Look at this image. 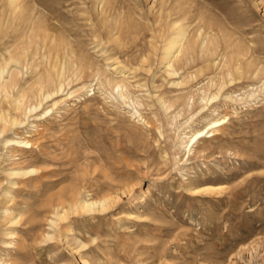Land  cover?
<instances>
[{
  "label": "rangeland",
  "instance_id": "obj_1",
  "mask_svg": "<svg viewBox=\"0 0 264 264\" xmlns=\"http://www.w3.org/2000/svg\"><path fill=\"white\" fill-rule=\"evenodd\" d=\"M106 1L19 0L16 11L0 0V65L21 73L13 83L28 92L26 102L39 84L59 89L61 77L52 85L46 74L57 53L66 52L70 69L48 110L29 119L14 112L17 91L0 90V260L264 264V0ZM176 21L189 26V52L169 76L163 50ZM124 78L125 100L109 83ZM12 116L23 123L9 124ZM205 186L223 189L191 192ZM85 197L109 199V210L55 218L58 207L68 211Z\"/></svg>",
  "mask_w": 264,
  "mask_h": 264
},
{
  "label": "bare ground",
  "instance_id": "obj_2",
  "mask_svg": "<svg viewBox=\"0 0 264 264\" xmlns=\"http://www.w3.org/2000/svg\"><path fill=\"white\" fill-rule=\"evenodd\" d=\"M99 1H104V0H99ZM18 2H19V0H10V4L12 5V6H16V11H17V8L19 7V4H18ZM108 4L109 3H111L110 2V0L108 1H106ZM103 3V2H102ZM105 3V2H104ZM106 3V4H107ZM20 6H21V3H20ZM83 6V5H82ZM13 8V7H12ZM15 8V7H14ZM13 8V9H14ZM20 9V8H19ZM191 9V8H190ZM15 10V9H14ZM34 11V10H33ZM180 12V11H179ZM12 14H13V12H12ZM187 16V15H186ZM30 19H31V17H30ZM180 21V20H179ZM28 22V21H27ZM170 26V25H169ZM33 27V26H32ZM42 28V27H41ZM173 29H175V31L174 32H172V36H170L171 38H170V40H169V38H168V42H166L167 44H165V46L166 47H164L165 49L163 50V59H162V64L164 65V68H166V70H167V72H168V75L169 76H174V75H178V69H177V65L179 64V62H180V60L183 58V56L185 55V53H187V52H189V49H188V42H190L189 40V37H190V34H189V26H187V24L185 25V24H179V22H177L176 21V23H174V25H173ZM40 30V29H39ZM43 30V29H42ZM26 33V32H25ZM174 33V34H173ZM200 33V32H199ZM37 34V33H36ZM60 34V33H59ZM61 35V34H60ZM56 37H58L57 36V34L55 35ZM205 36H206V34H205ZM28 37V36H27ZM43 37H44V35H43ZM196 37V36H195ZM197 37H200V35L199 36H197ZM23 38V37H22ZM55 38V37H54ZM20 39V38H19ZM37 39V38H36ZM43 39V38H42ZM52 39V38H51ZM57 39V38H56ZM56 39L54 40V43H55V41H56ZM58 39H59V37H58ZM61 39V38H60ZM63 39V38H62ZM197 39V38H196ZM29 40V39H28ZM35 40V39H34ZM39 40V39H38ZM66 40H68V39H66ZM204 40V39H203ZM206 40V39H205ZM205 40H204V42H205ZM194 41H195V39H194ZM208 41V40H207ZM46 42V44H47V39L44 41V43ZM52 42V41H51ZM203 42V43H204ZM35 43V42H34ZM44 43H43V46H44ZM229 43V42H228ZM64 44H65V41H64ZM70 44V43H69ZM195 44H197L196 42H194V44H192L191 46H193L194 47V45ZM205 44V43H204ZM203 44V45H204ZM227 44V43H226ZM28 45V44H27ZM65 45H67V43L65 44ZM64 45V46H65ZM71 45V44H70ZM198 45V44H197ZM51 46V45H50ZM50 46H49V48L48 49H50L51 50V48H50ZM57 46H59V45H57ZM63 46V47H64ZM190 46V45H189ZM226 46V45H225ZM227 46H228V44H227ZM232 46H233V44H232ZM38 47V46H37ZM52 47H54V44L52 45ZM62 47V46H61ZM66 48H65V50L67 51V49L68 48H70L69 46H65ZM68 47V48H67ZM206 47V46H205ZM237 47V46H236ZM44 48V47H43ZM57 48H59V47H57ZM56 48V49H57ZM72 48V51H73V47H71ZM191 48V47H190ZM202 48V47H201ZM34 49V48H33ZM39 49H40V46H39ZM41 49H42V46H41ZM200 49V48H199ZM236 49V48H235ZM50 50H48L49 52H50ZM62 50V49H61ZM229 49H227L226 51H228ZM248 50V49H247ZM58 51V50H57ZM69 51H70V49H69ZM225 51V52H226ZM241 51V50H240ZM248 51H250V50H248ZM37 52V51H36ZM49 52H47V54L49 53ZM55 52H56V50H55ZM191 52H192V50H191ZM194 52V51H193ZM203 51H201V53H202ZM239 52V51H238ZM23 53V52H22ZM41 53H42V51H41ZM73 53H75V52H73ZM200 53V54H201ZM215 53V52H214ZM25 54V53H24ZM61 54V53H60ZM36 55V54H35ZM43 55V54H42ZM41 55V56H42ZM46 55V54H45ZM44 55V56H45ZM49 55V54H48ZM53 55H54V53H53ZM192 55V54H191ZM44 56H42L41 58L43 59V57ZM47 56V55H46ZM44 57V61H45V64L48 62V63H50V61H49V58L48 57H52L51 56V52H50V55L49 56H47V57ZM55 56V55H54ZM75 56V55H74ZM188 56V55H187ZM199 56V55H198ZM224 56V55H223ZM16 57V56H15ZM14 56H12V58H11V60H10V62L11 63H13L15 66H22L23 64H22V60H20L19 59V57L17 58H15ZM33 57H34V55H33ZM66 57H67V54H66V52H64V55H58V53H57V55L55 56V61H54V66H53V68H52V72L50 71H48V72H46V74H47V80H48V82L51 84L52 83V85H54L55 84V78H56V80L57 79H59L60 77V83H58L59 85V89L57 90V91H48V88H47V90H45V88H44V84L43 85H41V84H39L40 86L38 87V88H36V92H35V96H36V99L35 98H32V99H34L35 101H33V100H30V102L28 101V102H26V100H27V93H25L23 90H21V91H17V86H16V83L17 82H14L13 83V79L16 77V74H18V75H20L21 73L19 72V71H11L8 67H6L5 65H0V90L1 89H6L7 90V88H8V90H11V91H17V93H18V96L16 97V99L15 98H13V99H15L14 101H13V105H14V112H22V111H24L25 112V114H26V116H27V119H29V117L31 116V115H34V113H36L37 114V112H39L41 109H45L44 108V104L46 103V102H49L50 100H52L53 98H55V96H57L59 93H60V91L62 92V90H63V88H64V84H63V80H62V78H63V74H64V72H66V70L68 69L67 68V63L65 62L66 60ZM76 57V56H75ZM74 57V58H75ZM192 57V56H191ZM226 57V56H225ZM225 57H224V59H225ZM23 58V61L25 62V57H22ZM37 58V57H36ZM193 58V57H192ZM196 58V57H195ZM195 58H194V60H195ZM29 59V58H28ZM82 59V58H81ZM84 59V58H83ZM238 59V58H237ZM27 60V59H26ZM77 60H80V59H77L76 58V61ZM189 60V59H188ZM244 60V59H243ZM30 61V60H29ZM33 61V60H32ZM38 61V60H37ZM70 61V60H69ZM83 61V60H82ZM239 61V60H238ZM240 61H241V59H240ZM9 62V63H10ZM73 62V61H72ZM193 62V61H192ZM10 63V64H11ZM181 63V62H180ZM257 63V62H256ZM6 64V63H5ZM8 64V63H7ZM32 64V63H31ZM41 63H39V65H40ZM69 64V63H68ZM73 64V63H72ZM78 64V63H77ZM82 64V63H81ZM80 64V62H79V65H81ZM182 64V63H181ZM235 64H236V62H235ZM37 65H38V62H37ZM180 65V64H179ZM192 65V64H191ZM262 65V64H261ZM24 66H26V65H24ZM216 66V65H215ZM30 67V66H29ZM43 67V66H42ZM80 67V66H79ZM92 67V66H91ZM182 67V66H181ZM186 67V66H185ZM249 68H248V70H247V72H248V74L251 76L252 74H253V71H252V67H251V65H249L248 66ZM25 68V67H24ZM43 68H45V67H43ZM49 68V67H48ZM74 67L72 66V69H73ZM81 68V67H80ZM13 69V68H12ZM26 69V68H25ZM182 68H180V70H181ZM260 69V68H259ZM17 70V69H16ZM32 73H34V74H38L39 75V78H41L42 79V77H43V74H42V72H41V69H39V66H34V67H32ZM68 70H70V69H68ZM178 70V71H177ZM183 70V69H182ZM235 70L236 71H238V72H240V73H238L239 74V77H241L242 75H243V68H242V63H240V62H238L237 63V65H236V67H235ZM27 71V70H26ZM30 71V70H29ZM100 71V70H99ZM242 71V72H241ZM77 73H75L74 75H75V77H76V79L78 80V79H80L81 77H80V75L78 74V71H76ZM96 72V71H95ZM97 72H98V69H97ZM255 72V71H254ZM68 73H70V72H68ZM72 73H73V71H72ZM57 74V76L55 77V75ZM98 74V73H97ZM255 74V73H254ZM5 75H8L9 77H10V82H4V78H5ZM17 75V76H18ZM30 75V74H29ZM37 75V76H38ZM66 75H67V73H66ZM73 75V74H72ZM93 75V74H92ZM68 76V75H67ZM70 76V75H69ZM82 76V75H81ZM94 76H96V74H94ZM93 76V77H94ZM103 76V75H102ZM252 76H254V75H252ZM72 77V76H71ZM88 77V76H87ZM99 77V76H98ZM248 77V76H247ZM73 78V77H72ZM97 77H95V79H96ZM252 78V77H251ZM75 79V80H76ZM76 80V81H77ZM232 80V79H231ZM231 80L229 81V83H233V82H231ZM237 80H238V78H237ZM239 80H241V79H239ZM58 81V80H57ZM69 81V80H68ZM67 81V83H69ZM233 81V80H232ZM48 82H47V84H48ZM107 82V81H106ZM43 83V82H42ZM71 83V82H70ZM81 83V82H80ZM109 83L110 84H112L113 85V88H114V90H117L118 91V94L120 95V97L121 98H123L124 100H125V93L126 92H128V85H127V79L125 80V78L124 79H122V80H116V81H109ZM102 84V83H101ZM37 85V84H36ZM46 85V84H45ZM178 85V84H177ZM9 86L11 87V89H9ZM47 86V85H46ZM45 86V87H46ZM68 86H69V84H68ZM53 87V86H52ZM52 87H51V89H52ZM222 87V86H221ZM226 87V86H225ZM55 88V87H54ZM223 88H224V86H223ZM222 88V89H223ZM32 89H35V88H32ZM50 89V88H49ZM20 90V89H19ZM68 90V89H67ZM33 91V90H32ZM65 91V90H64ZM4 92V91H3ZM7 92V91H6ZM125 92V93H124ZM220 92H221V90H220ZM32 93V92H31ZM70 93V92H69ZM14 94V93H13ZM65 94V93H64ZM219 94V93H218ZM62 95V94H61ZM71 95H72V93H71ZM11 96H13V95H11ZM31 96V95H30ZM219 96V95H218ZM217 96V97H218ZM12 98V97H11ZM10 98V100H12ZM193 98V97H192ZM219 98V97H218ZM5 99H7V98H5ZM191 99V98H190ZM216 99V97H214V100ZM231 99L233 100V97H231ZM213 100V99H212ZM211 100V101H212ZM160 101H162V100H160ZM11 102V101H10ZM163 102V101H162ZM12 103V102H11ZM29 103V104H28ZM163 104H165V101L163 102ZM161 105H162V103H161ZM56 106V105H55ZM187 106V105H186ZM165 107L166 106H164V109H165ZM46 110V109H45ZM48 110V109H47ZM46 110V111H47ZM167 110V109H166ZM45 111V112H46ZM23 112V113H24ZM201 112V111H200ZM23 113H21V114H23ZM0 115H2L1 116V118L3 117V114H0ZM19 116V115H18ZM42 116V115H41ZM7 117H9V116H7ZM13 117V116H12ZM39 117V116H38ZM226 117V116H225ZM0 118V119H1ZM4 118V117H3ZM226 118H224V119H216V120H214V121H212L205 129H203V130H200V131H198V132H196V133H194L190 138H189V145L191 144V145H195V144H197V143H199V142H201V141H204V137L205 136H207L208 134H212V133H214L215 132V130L214 129H219L220 127H223V125L226 123L225 120ZM5 121H6V119H4ZM7 122L9 123V124H11V125H13V126H16V125H20V124H22L18 119H15L14 117L13 118H7ZM1 121H3V120H1ZM1 121H0V123H1ZM4 122V121H3ZM6 123V122H5ZM228 123V122H227ZM7 124V123H6ZM5 124V125H6ZM2 125H3V123H2ZM4 126V125H3ZM2 126V127H3ZM7 126H8V124H7ZM6 127V126H5ZM9 128H11L10 126H9ZM6 129H7V127H6ZM5 129V130H6ZM2 130H3V128H2ZM1 130V131H2ZM213 130V131H212ZM1 133V132H0ZM3 135H4V130H3ZM1 135V134H0ZM214 135H212V136H210V137H213ZM20 144H23V146H21L22 148H25V149H31L32 148V144L30 143V142H28V141H25L24 140V142H19ZM17 145V144H16ZM188 146V145H187ZM185 148V147H184ZM36 172V170L35 169H30V170H28V171H25V170H16V171H9V174H8V176L9 177H19V176H27V175H29V174H31V173H35ZM12 185H14V184H12ZM220 189H223V186H205V187H203V188H200V189H193L191 192L192 193H194V194H197V193H200V192H202V191H204V192H217V191H219ZM5 194V193H4ZM9 195L10 194H6V196L7 197H9ZM11 197V196H10ZM109 203H110V200L109 199H102V200H93V199H88V198H82L81 200H78L77 202H75L74 204H72V206H71V208L68 210V211H64L63 209H60L61 208V206L60 207H58L56 210H55V218L57 219V220H59V221H64V220H66L67 219V217L70 215V214H74V213H80V212H83V213H88V212H93V211H98L97 210V208H100V211L101 212H104V211H106V210H109ZM63 210V211H62ZM8 212V211H7ZM6 212V213H7ZM19 217V216H18ZM21 217V216H20ZM15 223H18L19 221H18V218L16 217L15 218ZM51 225L54 227V226H56L57 225V222L56 221H51ZM53 237L51 236V235H47V239L49 240V241H51V240H53L52 239ZM6 245H9V244H6ZM0 264H7V263H4L3 261H2V259L0 260Z\"/></svg>",
  "mask_w": 264,
  "mask_h": 264
}]
</instances>
